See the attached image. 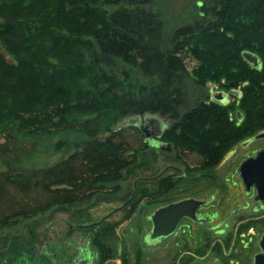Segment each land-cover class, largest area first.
Wrapping results in <instances>:
<instances>
[{
	"label": "trees",
	"instance_id": "trees-1",
	"mask_svg": "<svg viewBox=\"0 0 264 264\" xmlns=\"http://www.w3.org/2000/svg\"><path fill=\"white\" fill-rule=\"evenodd\" d=\"M76 3L82 4L78 11ZM153 4L0 0V47L5 52L0 51V162L6 169L0 178V227L82 200L106 176L132 165L134 160L125 155L129 141L124 129L113 128L122 119L162 116L169 124L161 137L167 150L175 149L180 162L185 153L201 156L199 168L205 172L244 138L264 131V0H206L173 29ZM110 7L117 9L109 12ZM61 33L68 36L64 43L57 40ZM61 43L71 53L67 62ZM186 51L200 63L192 74L182 57ZM244 52L257 56L261 67L251 66ZM203 67H208L207 79L225 80L226 89L242 91L237 106L224 107L205 95L199 81ZM85 69L92 72V82L72 95L55 81L39 83L44 75L53 79L66 73L72 78ZM130 71L145 79L144 85H127ZM19 93L34 100V106L17 105ZM233 107L241 112V121L240 116L238 121L230 117ZM88 115L97 117L83 119ZM106 118L113 129L104 143L91 141L50 169L38 167L44 138L95 136L105 128L101 119ZM160 183L164 192L170 190L169 178Z\"/></svg>",
	"mask_w": 264,
	"mask_h": 264
},
{
	"label": "rangeland",
	"instance_id": "rangeland-1",
	"mask_svg": "<svg viewBox=\"0 0 264 264\" xmlns=\"http://www.w3.org/2000/svg\"><path fill=\"white\" fill-rule=\"evenodd\" d=\"M204 1L206 0H154L153 6L161 11L167 27L173 29L188 20L198 9V3ZM76 4L73 8L78 11L82 4ZM116 9L110 7L109 12ZM66 39L68 36L64 33L57 36V40L60 42L63 41L64 43ZM63 43L61 44L64 50V61L67 62L71 59V53H68ZM182 57L190 74L199 69L200 63L193 54L186 51ZM9 61L13 63V60L9 59ZM65 67L69 66L65 64ZM207 69L208 67H203L199 74V81H201L205 95L210 97L211 101L224 107L228 108L232 103H236L237 106V98L241 96L242 91L240 89L232 90L235 93L231 95V90L226 89L224 85H227L225 80L217 82L214 79L206 78ZM127 70L129 71V69ZM91 76L92 72L85 69L83 74L71 76L72 78H68L66 73H58L53 79L44 75L39 83L49 84L55 81L56 86H65L69 90L68 94L72 95L75 89L80 88V90L85 91L86 83L92 82ZM94 76L95 74L93 78ZM117 76L120 79H125L121 73H118ZM33 82L35 83L36 80ZM145 82L141 76L130 71L127 85L140 86L144 85ZM39 94L42 97L45 96V92ZM217 95L228 98L227 102L218 100ZM33 101L28 97L23 98L20 93L17 94V105L34 106ZM108 112L106 110V113ZM229 114L236 121H238L237 116H240L239 121L242 120L241 112L235 107L229 110ZM96 117L97 115H88L83 119L94 120ZM101 120L102 124L106 126L95 136L79 134L77 137L67 138L63 135H52L44 138L45 154L38 167L50 169L81 151L91 141L104 143L111 136L109 130L111 127L107 124L108 118ZM112 120L116 122L113 117ZM137 123L149 126L150 132L155 131L157 125L164 127L169 125L162 116L156 114L132 116L116 122L113 128L115 131L124 129L129 141V151L125 155H128L129 161L134 160V163L119 171L115 176H106L95 186L93 194L82 200L71 204L56 205L30 217L14 218L8 224L2 225L0 227V264H72L80 256H88V253L91 256L90 264H124L123 260L128 264L217 263L211 255L203 258L198 253L201 246V228L198 226H191V233L183 234L182 237L167 238L159 243L149 242L148 236L152 229L151 217L154 212L175 197L200 198V191L208 181L200 179L193 182H182V190L179 189L178 193L170 195L166 200L164 198L168 196L158 198L157 193L155 194L158 190L156 177L165 170L164 178L169 176L171 172L167 169L174 164L176 152L175 149L167 150V143L162 140L159 142L158 137L153 136L147 141L145 135L136 126ZM134 126L138 130L131 129L132 127L135 128ZM257 135L244 138L235 145L222 159L223 166L217 170V173L221 172L228 176L231 166L237 164L236 160H242L247 154H251L254 148L258 149L264 146V139L251 143V140ZM2 143H4V139L0 136V144ZM138 149L140 151L135 158L134 155ZM227 158L228 160H226ZM186 159L191 168L189 175L192 178H195L200 172H205L204 169L196 167L202 161L201 156L189 153ZM177 166L186 169L185 164L177 163ZM5 171V167L0 162V178ZM135 191L136 194L133 199L136 206L132 205L131 208L122 210L124 204L133 197ZM143 191H147V196H142ZM240 192V188L229 191L233 198L237 197V194L241 195ZM238 200L234 201L233 199L232 201L239 202ZM104 246L106 247L105 250L109 249V258H106L108 255L103 249ZM247 259L249 260L248 255Z\"/></svg>",
	"mask_w": 264,
	"mask_h": 264
},
{
	"label": "flooded vegetation",
	"instance_id": "flooded-vegetation-1",
	"mask_svg": "<svg viewBox=\"0 0 264 264\" xmlns=\"http://www.w3.org/2000/svg\"><path fill=\"white\" fill-rule=\"evenodd\" d=\"M234 93L235 91H231L230 94L234 95ZM168 127L157 125L156 130L153 131L159 142H161V137ZM259 140L253 139L251 143H256ZM262 152H264V146L258 149L254 148L251 154H247L242 160H236L237 164L231 166L230 175L228 174V176L221 172L217 173V170L223 166V162H221L213 170L200 172L195 178L189 175L191 168L188 166L186 159L189 153L182 156V162L178 161L176 156L173 161L174 164L167 169L171 172L167 177L170 179V190L168 192L163 191L160 183V180L166 179L164 178L166 170L156 177L158 190L155 194L157 193L158 198L168 196L164 198L166 200L170 195L178 193L179 189L182 190V182H193L200 179L208 182L201 189L200 198L191 196L175 197L154 212L188 200L199 203L194 213L191 211V216H184L180 219L175 231L168 238L182 237L183 234L191 233V226H198L201 228V246L198 253L203 258L211 255L217 261L216 264H264V249L262 247L264 246V190H261L262 184L254 181L253 176L246 171L242 172L243 164L248 160L256 159ZM231 154L234 155V153ZM177 163L185 164L186 169L179 168ZM201 163L202 161L196 167L199 168ZM238 188L241 189V195L237 194V197L240 196L241 198L231 197L233 195L229 191ZM136 191L133 197L124 204L122 210L131 208ZM231 198L234 201L239 199V202H234ZM152 229L148 236L149 242L159 243L167 239L151 241ZM257 257H262L258 263L256 261ZM90 260L91 256L88 253V256H80L72 264H90Z\"/></svg>",
	"mask_w": 264,
	"mask_h": 264
},
{
	"label": "water",
	"instance_id": "water-1",
	"mask_svg": "<svg viewBox=\"0 0 264 264\" xmlns=\"http://www.w3.org/2000/svg\"><path fill=\"white\" fill-rule=\"evenodd\" d=\"M0 51L5 54L4 50L0 47ZM244 59L254 68L261 67L260 59L251 53H244ZM11 62V61H9ZM218 100L222 102H227L228 98L222 97L220 95L216 96ZM136 126L145 135L146 140H150L153 136H157L148 130L149 126L137 123ZM264 139V133L257 135L255 138ZM242 172L246 171L251 176L254 177V181L260 182L262 184L261 190H264V152L260 153L256 159H251L246 161L242 166ZM258 179V180H257ZM199 203L194 200L184 201L177 205H171L160 209L151 217L153 229L150 235L151 241H158L161 239L168 238L176 229V226L180 219L184 216H191V211L194 213L195 209L198 207ZM264 249V246H262ZM257 257V263L260 261Z\"/></svg>",
	"mask_w": 264,
	"mask_h": 264
}]
</instances>
